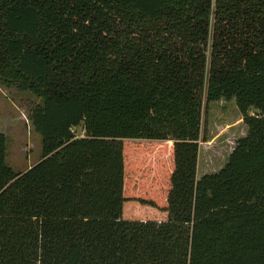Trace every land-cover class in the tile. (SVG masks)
Segmentation results:
<instances>
[{
    "label": "trees",
    "instance_id": "trees-1",
    "mask_svg": "<svg viewBox=\"0 0 264 264\" xmlns=\"http://www.w3.org/2000/svg\"><path fill=\"white\" fill-rule=\"evenodd\" d=\"M0 81L42 152L0 133V264H264V0H0ZM221 100L246 133L200 177Z\"/></svg>",
    "mask_w": 264,
    "mask_h": 264
},
{
    "label": "rangeland",
    "instance_id": "rangeland-1",
    "mask_svg": "<svg viewBox=\"0 0 264 264\" xmlns=\"http://www.w3.org/2000/svg\"><path fill=\"white\" fill-rule=\"evenodd\" d=\"M40 102L33 94L0 81V133L6 138V163L16 174L24 173L42 159L41 137L29 118L30 111ZM245 133L234 101L221 100L203 108L198 176L219 171L235 142ZM73 134L83 137L81 127L75 128Z\"/></svg>",
    "mask_w": 264,
    "mask_h": 264
}]
</instances>
